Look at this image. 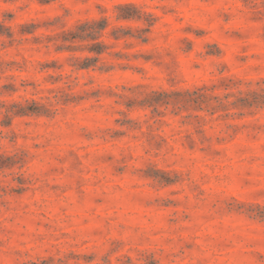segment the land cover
<instances>
[{
  "label": "rangeland",
  "instance_id": "374dc122",
  "mask_svg": "<svg viewBox=\"0 0 264 264\" xmlns=\"http://www.w3.org/2000/svg\"><path fill=\"white\" fill-rule=\"evenodd\" d=\"M0 166V264H264V0H0Z\"/></svg>",
  "mask_w": 264,
  "mask_h": 264
},
{
  "label": "trees",
  "instance_id": "16d2710c",
  "mask_svg": "<svg viewBox=\"0 0 264 264\" xmlns=\"http://www.w3.org/2000/svg\"><path fill=\"white\" fill-rule=\"evenodd\" d=\"M19 113H21L22 115H24V114H25V112H19ZM0 167H2V166H0Z\"/></svg>",
  "mask_w": 264,
  "mask_h": 264
}]
</instances>
